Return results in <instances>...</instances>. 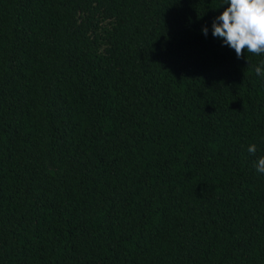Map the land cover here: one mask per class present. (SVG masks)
I'll use <instances>...</instances> for the list:
<instances>
[{
    "label": "trees",
    "instance_id": "trees-1",
    "mask_svg": "<svg viewBox=\"0 0 264 264\" xmlns=\"http://www.w3.org/2000/svg\"><path fill=\"white\" fill-rule=\"evenodd\" d=\"M222 4L0 0V264H264V54Z\"/></svg>",
    "mask_w": 264,
    "mask_h": 264
},
{
    "label": "clouds",
    "instance_id": "clouds-1",
    "mask_svg": "<svg viewBox=\"0 0 264 264\" xmlns=\"http://www.w3.org/2000/svg\"><path fill=\"white\" fill-rule=\"evenodd\" d=\"M230 5L212 23V34L223 44L233 49L237 58L245 51L255 56L264 54V0H223ZM221 6V7H222ZM207 35L208 28L202 29ZM258 76L264 77V61L255 68ZM248 153L256 155L257 147L251 144ZM258 173H264V156L254 161Z\"/></svg>",
    "mask_w": 264,
    "mask_h": 264
}]
</instances>
